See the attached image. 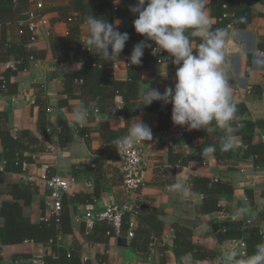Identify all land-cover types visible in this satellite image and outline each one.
<instances>
[{"label":"crops","instance_id":"1","mask_svg":"<svg viewBox=\"0 0 264 264\" xmlns=\"http://www.w3.org/2000/svg\"><path fill=\"white\" fill-rule=\"evenodd\" d=\"M248 1L253 17L247 28L236 30L229 26L225 29V61L222 67L232 88V101L243 111L233 121L255 124L264 122V51L260 50V44H264V2ZM211 4L212 0H205L212 27L217 20L212 16ZM63 6H66L63 2L50 7L47 5L45 23L37 40L29 44V49L36 51L37 57L10 71L6 78L11 86L0 93V113L5 114L1 126L10 130L14 138L20 137L26 142L21 153L32 159L23 162L21 172L5 171L0 177V228L6 226L1 214L6 203L18 202L22 206L21 219L31 224L39 225L43 221L50 190L40 177L46 172L49 176L58 175L71 182V193L64 197L63 210L69 229L58 248L46 241L33 239L7 245L0 241V264H32L35 256H42L44 264H54L58 249L75 251L85 264H229L227 254L235 252L230 243H238L239 240L246 241L255 252V246L261 243L256 230L258 227L264 229V157H246L244 140L241 135H236L238 140L233 157L218 162L213 154H199L213 137L206 132L200 133L202 130L181 134L177 128L161 127L156 111L126 120L121 114L125 106L121 96H110L105 100L80 89L67 94L66 75L78 72L84 64L79 68L76 65L81 62L62 63L53 56L50 37L67 35L68 25L60 10ZM116 21H119L120 32L130 29L127 20L116 18ZM82 30L81 40L84 42V25ZM6 34L7 42L17 38L12 25L6 27ZM139 42L133 40L128 53L123 49L119 57L121 62H117L119 69L115 70L112 63L117 81L129 80L128 58ZM196 46L194 43L193 47ZM150 53L154 62L141 70L140 95L149 85L163 92L175 83L177 66L171 59L159 64L157 53ZM5 61L0 60V73L4 70ZM100 98L103 102L98 111L95 107ZM85 104H91L93 109L90 113L88 111L83 121H74L73 110H79ZM135 117H140L153 132V140L144 142L143 146L145 185L134 199V206L139 211L135 219L139 250L131 246L134 238L126 239L127 243L123 245L116 237L105 241L99 234L94 236V230L87 233L83 219L87 209L100 213L108 205L126 202L122 161L114 141L127 132V123ZM63 124L71 136L64 146L60 143ZM233 129L240 131L242 127L238 124ZM80 131H86L85 136ZM254 143H264V125L255 127ZM2 160L4 149L0 143ZM45 165L48 167L46 171L43 169ZM28 177H33V180ZM196 178L218 184L215 187L219 194L215 195V200L220 210L204 211L208 196L202 187L194 185ZM176 182H182L187 191L172 190L170 185ZM13 186L24 190L19 200L12 195ZM248 195L252 201L250 204ZM88 199L94 201L85 204ZM245 206L247 212L237 214V209ZM226 222H233L230 224L232 232L222 235L218 226ZM177 230L180 242L187 250L181 257L175 250ZM188 242L197 248L189 250Z\"/></svg>","mask_w":264,"mask_h":264},{"label":"trees","instance_id":"2","mask_svg":"<svg viewBox=\"0 0 264 264\" xmlns=\"http://www.w3.org/2000/svg\"><path fill=\"white\" fill-rule=\"evenodd\" d=\"M15 1L17 2V6L14 3ZM111 1L112 0H45L48 7L56 5L57 2H63L66 4V6H63L60 10L64 13V22L68 25L67 35L63 37H50V47L54 58L62 63L81 62L84 64L82 69L78 72L66 75V92L68 94L74 92L76 89H80L83 90L84 93H89L93 96H101L105 100L110 98V96H121L125 104L124 108L121 110V114L125 116L126 120H129L131 117L138 114H144L148 111H156L160 116L161 127L168 128L171 124H173L171 121V104L163 106L160 102H153L149 107L136 109L138 98L140 96L139 82L142 78L141 70L154 62L153 57L149 55L151 54L150 52H152L154 43L149 42L152 43V47L145 48V53L142 57L140 65L129 66L130 73L129 80L127 82L117 81L114 77L112 63L89 52L82 44V26L84 25L85 17L90 14L95 17L105 18L109 23H115L116 18L125 19L129 22L130 29L122 31V33L127 32L129 35V40L126 42L124 47V51L126 53L129 52V45L133 40L141 41L145 39L144 37L138 35L133 27V21L136 17L129 11V6L133 5L135 0H120L119 7L116 11L113 10ZM256 1L264 2V0ZM211 5L212 16L217 20L216 24L212 26V29H223L225 31V29L230 26L236 30H244L250 24L253 17L251 4L248 0H212ZM31 7V0H0V27L2 29V36L0 38V60L13 59L20 62L19 66L23 67L29 63L30 60L37 57V52L29 49L31 34L28 31H25L24 34L20 35L18 33V29L15 27L17 38L14 41L7 42L6 37V27L9 26L8 23L13 24L24 10ZM260 48V50L264 51V44H260ZM156 55L157 58L162 61L170 60L166 52L157 53ZM10 71L11 70L4 68V70L0 73V77L9 76ZM2 85H6L7 90L11 86L8 79L6 82L0 80V93L7 91H3L1 88ZM102 102L103 101L100 98L96 102L97 105L95 104V108L98 111V106L102 104ZM85 107L89 113L93 109L91 104H85ZM240 113H243V111L241 112V109H238L236 116L240 115ZM4 115L5 114L0 113V143L4 149V160L6 161L5 171L21 172L23 170V162L26 160L29 162L32 161V159L23 156V153H21L25 149L26 142L20 137L14 138L11 135L10 130L1 126V124H3L2 120H4L5 117ZM238 124H240L242 129L240 131H234V134L242 136L244 144L247 147L245 156L259 155L264 157V143H254L255 127L257 125L263 126L264 122L259 121L254 124L250 121H242L240 123L232 121L233 127ZM203 132L205 131H200V133ZM85 133L86 131H80V134L84 136ZM221 135L222 131L218 130L215 134H213L212 141L210 142V144L215 143L217 145L216 152L213 155L216 157L218 162H224L233 157V149L229 152H223L220 150L219 137ZM70 140L71 136L69 135V130L63 124L60 143L64 146ZM202 149L199 151V154L201 155H203ZM2 175L3 173H0V177ZM210 184L212 185L211 187ZM194 185L202 187V191L206 196H208L204 202L205 212L220 210L217 205V200H215V195L219 194L218 189L215 187L218 184H215L211 182V180L205 178H196L194 179ZM11 192L13 197L16 198V200H19L23 197L24 190L21 187L13 186ZM76 200L79 201V198L76 197ZM247 200L249 204L252 202L249 195L247 196ZM93 201L94 199H88L85 204H90ZM1 214L5 218L6 222V226L4 228H0V241L2 245L19 242L24 239L49 242V240L57 233L54 221L41 222L39 225H34L28 220L21 219L22 206L18 202L6 203ZM129 218V213L123 217L121 228L123 232L128 229ZM64 219L65 217L63 212L62 230L66 233V230L69 228L65 224ZM149 220L151 221V219L148 218V221ZM228 223L231 224L233 222ZM230 224H227L226 222L218 226L222 235L231 234L232 229H230ZM224 231L225 233H223ZM108 232H111V227L107 223H99L94 228V236L99 234V237L105 241L113 237V235H108ZM177 233L178 234L175 239V250L176 255L181 257L187 250L180 242L178 230ZM256 234L261 242H264L259 228H257ZM244 242L247 246V255L253 254L254 252L249 248L248 243L246 241ZM131 246L135 250L140 249L138 248L137 238L134 237ZM186 246L189 250H195L197 248L192 242H188ZM56 251L58 258L53 259L54 264H85L82 263L77 253L73 250L66 252L58 249Z\"/></svg>","mask_w":264,"mask_h":264},{"label":"clouds","instance_id":"3","mask_svg":"<svg viewBox=\"0 0 264 264\" xmlns=\"http://www.w3.org/2000/svg\"><path fill=\"white\" fill-rule=\"evenodd\" d=\"M114 2L118 4L120 0ZM129 11L136 17L133 21L135 32L145 38L134 45L128 58L130 65H140L145 48H151L154 43L153 55L166 52L177 66L174 86L166 87L161 93L149 85L139 96L136 109L149 107L153 102L163 106L171 104L174 126L188 131L204 130L209 136L222 131L220 150L234 149L238 138L232 121L236 119L237 106L232 101V88L222 67L226 33L223 29H212L205 0H135ZM118 25L119 21L109 23L102 17L86 16L84 48L108 62H121L119 57L129 35L120 32ZM193 38L198 39L194 41ZM194 43L197 44L195 48ZM76 66L80 68L82 63ZM71 115L74 121L80 122L86 118L88 110L81 105ZM152 140V128L140 117H135L127 123V132L114 143L119 146L117 151H128ZM216 148L215 143L209 144L202 153L214 154ZM170 187L177 192L187 191L182 182ZM247 210L246 206L237 209V214ZM227 260L229 264H264V242L255 246L252 255L237 250L229 252Z\"/></svg>","mask_w":264,"mask_h":264},{"label":"built area","instance_id":"4","mask_svg":"<svg viewBox=\"0 0 264 264\" xmlns=\"http://www.w3.org/2000/svg\"><path fill=\"white\" fill-rule=\"evenodd\" d=\"M32 7L24 10L20 17L12 24L8 23L9 26H14L18 29V33L20 35L24 34L25 31H28L31 34V42L34 43L38 34L45 23L46 17V9L47 4L45 0H31ZM17 6V2H14ZM113 10L116 11L119 7V3H115L112 1ZM156 45L153 47L155 48ZM156 54V53H155ZM157 63H163L161 59H157ZM20 62L16 60H7L3 63V66L6 69L11 71L17 70ZM130 63L128 62V67ZM113 68L115 70L119 69V63L114 62ZM0 80L6 82L7 78L2 76ZM3 91H6V85H2L1 87ZM48 95H51L49 93ZM177 128L181 134L187 133L188 130L186 128H181L178 126H174L171 124L169 128ZM144 143L137 144L133 148L128 151H118V156L122 161V173L124 176L123 186L126 194V202L123 205H108L105 210L100 213H95L90 209H87L85 214L83 215L85 229L87 233L93 231L95 226L99 223H107L111 227V232H108V235H113L117 239H133L136 234L137 223L135 219L139 215L138 209H136L134 199L138 193V191L145 185L146 181V173L143 165L144 161ZM117 148L119 146L117 145ZM6 161H0V173L5 172ZM43 169L46 171L48 167L45 165ZM30 180H33V177H28ZM41 180L46 184V186L50 190L49 199L47 201L48 209L45 213L42 222H51L54 221L56 225V235L49 240V244L58 245L64 236V232L62 230V215L64 210V197L70 195L71 193V182L65 180L58 175L49 176L46 172L41 175ZM130 214V218L128 220V229L123 235L122 231V221L123 217L126 214ZM251 222H249L250 224ZM260 230V234L264 240V229L262 227H258ZM238 245L243 254L247 255V246L244 240H239ZM32 264H44V259L42 256H35L31 260Z\"/></svg>","mask_w":264,"mask_h":264},{"label":"water","instance_id":"5","mask_svg":"<svg viewBox=\"0 0 264 264\" xmlns=\"http://www.w3.org/2000/svg\"><path fill=\"white\" fill-rule=\"evenodd\" d=\"M120 242H121L123 245H126V243H127L126 239H124V238H121V239H120ZM230 245H231V247H232L231 249H234L235 252L238 250V251H240V252L242 253V251H241V249H240V247H239V245H238L237 242H231ZM237 259H239V257H237Z\"/></svg>","mask_w":264,"mask_h":264},{"label":"rangeland","instance_id":"6","mask_svg":"<svg viewBox=\"0 0 264 264\" xmlns=\"http://www.w3.org/2000/svg\"><path fill=\"white\" fill-rule=\"evenodd\" d=\"M5 63V62H4ZM3 68H5L4 66H3Z\"/></svg>","mask_w":264,"mask_h":264}]
</instances>
